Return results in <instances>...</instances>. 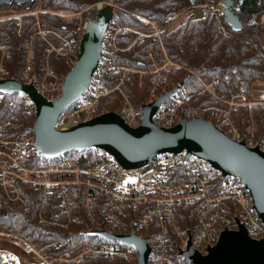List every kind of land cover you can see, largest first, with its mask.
<instances>
[{
	"label": "trees",
	"instance_id": "trees-1",
	"mask_svg": "<svg viewBox=\"0 0 264 264\" xmlns=\"http://www.w3.org/2000/svg\"><path fill=\"white\" fill-rule=\"evenodd\" d=\"M99 2L114 7L116 15L110 28H122V32L117 37L119 49L112 55L118 65L129 70L120 88L116 87L121 71L107 77L105 83L113 89L105 100L107 111H117L125 103L124 93L137 105L152 101V89L158 79L156 67L166 65L162 69L165 89H183L186 108L202 110L211 123L221 113L226 117L229 111L230 120L242 134L249 138L253 135L264 143V102L252 97L254 84L264 82V0H243L237 13L244 26L238 31L224 21L221 13L207 7V0H195L193 4L191 0L10 2L0 6V79L23 81L28 65L32 68L28 79L43 78L50 70L65 76L71 68L67 41L89 19L91 6ZM223 3L221 0L217 10L223 12ZM198 8H202L201 15H197ZM186 12L187 16L173 25ZM156 30L160 31V39L153 36ZM80 41L78 38L77 50ZM52 47L55 49L49 52ZM210 83L212 87L208 90L206 85ZM240 86L243 98H235L236 104L229 106ZM31 105L24 93L0 92V141L6 142L0 144L2 151L12 152L11 144L7 143L23 132H28L33 141L36 114ZM213 106L221 110L211 115ZM99 151L98 148L72 151L63 157L86 158L93 163ZM20 158V165L29 167L57 160L42 156L34 144L32 151ZM0 167L19 171L9 159L0 158ZM10 175L6 176L8 180L13 179ZM14 182L19 199L12 188L5 190L0 185V232L19 236L24 245L35 246L44 256L75 257L83 251L84 240L97 238L88 236V231L105 228L101 198L91 203L96 214L91 220L84 186L69 185L68 212L64 213L55 192L46 194L18 179ZM83 258L80 262L70 260L61 264H138L139 257L134 251L128 257L87 253Z\"/></svg>",
	"mask_w": 264,
	"mask_h": 264
},
{
	"label": "built area",
	"instance_id": "built-area-1",
	"mask_svg": "<svg viewBox=\"0 0 264 264\" xmlns=\"http://www.w3.org/2000/svg\"><path fill=\"white\" fill-rule=\"evenodd\" d=\"M213 4V0L208 1L207 7L218 12ZM96 6L91 9L93 10L91 17L83 25H79L75 36L67 41L69 45L68 64L71 67L78 57V38L81 39L88 27V22L97 19L100 9L105 4L100 3ZM95 9L96 13H94ZM20 18L21 14L18 20ZM171 23L170 21L169 24ZM121 32L122 28L109 27L102 44L103 55L89 89L60 117L57 128L66 129L110 111L105 108V100L113 89L106 85L107 77L121 71L120 84L116 87L120 88L129 72L127 67L118 65L112 55L114 50L119 49L117 37ZM159 35V30L153 33V36L160 39ZM53 49L55 47H52L49 52ZM166 67V65L163 68L156 67L158 79L152 89L153 100L158 95L170 91V89H165V75L162 72V69ZM31 70V65H28L24 82L34 83L49 100H55L61 95L64 75L50 70L43 78L28 79L27 75ZM211 87V83L206 85L208 90H211ZM160 89L163 91L160 92ZM175 89L176 91L169 99L159 107V111L154 116L155 122L160 126L168 127L178 123L182 116L187 119L204 118L205 112L202 110L186 108L184 106L186 99L181 95L184 90L178 87ZM241 95H243L242 86L238 87L229 106L235 105V98ZM124 97L125 103L114 112L121 115L130 126L138 127L143 118V104L133 103L125 93ZM30 108L36 109L33 103ZM211 109V115L221 110L215 106ZM228 113L229 111L226 117L223 116L224 113H221L215 118L214 123L233 139L238 141L244 139L250 147L259 144L264 150V143L256 141L253 135L247 138L239 133ZM0 144L3 146L6 142L0 141ZM7 144H11L12 152L1 149L0 151L8 155L12 167L18 168L19 171L1 169L0 185L2 188L5 190L12 188L16 198L19 199V190L14 182V179H18L46 194L55 192L61 199L62 211L67 213L66 198L70 189L69 185L84 186L89 218L95 219L96 214L93 212L91 203L100 197L99 200L104 206L102 218L105 228L99 229H105L111 234L128 235L134 228L140 237H147L151 246L149 264H193L190 259L182 255L187 250L190 240L198 252L206 254L210 247L216 245L223 231L238 228L237 222L246 226L252 238L264 237V223L253 209L252 197L242 181L232 175L224 176L207 160L195 156L188 157L185 151L158 154L150 162L143 163L135 169H125L114 155L105 150L98 152L93 163H89L86 158L63 157V155L54 158L57 160L46 165L29 167L22 166L19 162L20 157L33 149L34 143L30 140L29 133L23 132L18 139L9 141ZM10 174L13 179L8 180L6 176ZM9 237L10 241L18 238L15 234ZM97 238L98 241H96ZM97 238L91 241L84 240L83 251L75 257L59 255L50 259L35 246L28 245L37 256L35 264H61L70 260L80 262L87 253L121 257H128L134 251L138 254L134 244L116 238L100 236Z\"/></svg>",
	"mask_w": 264,
	"mask_h": 264
},
{
	"label": "water",
	"instance_id": "water-1",
	"mask_svg": "<svg viewBox=\"0 0 264 264\" xmlns=\"http://www.w3.org/2000/svg\"><path fill=\"white\" fill-rule=\"evenodd\" d=\"M33 0H0V6L10 2L25 3ZM225 0L221 13L234 31L244 26L237 10L243 0ZM195 0H191L193 4ZM115 15L112 4L107 3L96 20L88 22L78 51V57L65 75L63 90L55 100L47 99L34 83L16 79H0L3 94L24 93L35 105L36 120L32 127L36 151L49 159L72 151L91 148L105 150L114 155L125 169H135L148 163L158 154L184 152L207 160L224 176L239 178L252 197L253 209L264 223V150L257 144L235 140L203 117L187 119L184 116L173 126H160L154 116L161 104L176 91L172 89L143 104V118L138 127L130 126L114 111L81 121L66 129L57 128L60 117L75 104L91 85L99 60L102 44ZM237 229L223 231L215 246L206 254L198 252L189 241L182 253L193 264H264V237L252 238L245 225L237 222ZM92 237L116 238L134 244L138 251V264H149L151 246L147 237H140L134 228L128 235L111 234L105 229L86 233Z\"/></svg>",
	"mask_w": 264,
	"mask_h": 264
},
{
	"label": "rangeland",
	"instance_id": "rangeland-1",
	"mask_svg": "<svg viewBox=\"0 0 264 264\" xmlns=\"http://www.w3.org/2000/svg\"><path fill=\"white\" fill-rule=\"evenodd\" d=\"M208 1H210V2H212V0H207V2ZM220 1L221 0H213V7H215V9H216V11H217V7H218V5L220 4ZM100 3H104V2H99V3H96L95 5H93L94 6V8L95 7H97L96 5L97 4H100ZM105 4V3H104ZM224 4H225V0H224V3H223V6H224ZM93 6H91V8H90V10L92 9V7ZM224 8H225V6H224ZM92 12H93V10H91L90 11V15H89V18L91 17V14H92ZM202 8H198V10H197V15H201L202 14ZM218 12L219 13H222L221 11H219L218 10ZM79 14H81V12L79 13ZM187 12L186 13H183V14H181V15H179V17L177 18V19H175V21H174V23H173V25L174 24H178L181 20H183L186 16H187ZM85 23V22H84ZM84 23H82V25L84 24ZM244 94V93H243ZM243 96L244 95H241L239 98H237V99H242L243 98ZM238 129V128H237ZM238 131H239V129H238ZM239 133L240 134H242L240 131H239ZM242 135H244V137H247L245 134H242ZM250 137H252V135L250 136ZM247 138H249V137H247ZM254 138H255V136H254ZM257 141V140H256ZM0 158L1 159H8V155L6 154V153H3V152H1L0 151ZM1 168V167H0ZM3 168V167H2ZM1 168V169H2ZM4 232H2V233H0V238L1 239H6V238H4V237H7V239L6 240H8V241H10V237H9V235H11V234H6V233H4ZM17 236V235H16ZM18 238H14L15 240H12V241H10V242H16L17 244H19L20 246H22L25 250H27L30 254H31V256L34 258V260L35 259H37V256L35 255V253L30 249V246L28 245V244H26V245H24L25 244V242H24V240L23 239H21L19 236H17ZM36 261V260H35ZM0 264H19V262H18V260L16 259V257L14 256V254H10V253H7V252H2V251H0ZM34 264H35V262H34Z\"/></svg>",
	"mask_w": 264,
	"mask_h": 264
},
{
	"label": "crops",
	"instance_id": "crops-1",
	"mask_svg": "<svg viewBox=\"0 0 264 264\" xmlns=\"http://www.w3.org/2000/svg\"><path fill=\"white\" fill-rule=\"evenodd\" d=\"M252 97L254 100L264 102V82H257L253 86ZM0 251L14 254L19 264H34L31 254L16 242L0 238Z\"/></svg>",
	"mask_w": 264,
	"mask_h": 264
},
{
	"label": "flooded vegetation",
	"instance_id": "flooded-vegetation-1",
	"mask_svg": "<svg viewBox=\"0 0 264 264\" xmlns=\"http://www.w3.org/2000/svg\"><path fill=\"white\" fill-rule=\"evenodd\" d=\"M237 3H238V0H235V1H234V6H235V7H237V6H236Z\"/></svg>",
	"mask_w": 264,
	"mask_h": 264
},
{
	"label": "bare ground",
	"instance_id": "bare-ground-1",
	"mask_svg": "<svg viewBox=\"0 0 264 264\" xmlns=\"http://www.w3.org/2000/svg\"><path fill=\"white\" fill-rule=\"evenodd\" d=\"M97 12V10L95 9V12L94 13H96Z\"/></svg>",
	"mask_w": 264,
	"mask_h": 264
}]
</instances>
